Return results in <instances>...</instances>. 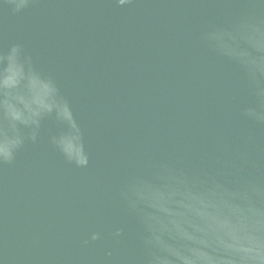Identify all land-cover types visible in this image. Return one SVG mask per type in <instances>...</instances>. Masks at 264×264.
Wrapping results in <instances>:
<instances>
[{"label":"water","instance_id":"water-1","mask_svg":"<svg viewBox=\"0 0 264 264\" xmlns=\"http://www.w3.org/2000/svg\"><path fill=\"white\" fill-rule=\"evenodd\" d=\"M242 2L34 0L19 13L0 3V54L20 45L55 82L89 158L78 167L52 143L73 131L54 114L39 128L17 124L24 143L0 164V264H144L140 226L119 199L128 178L163 159L264 163V127L241 114L255 98L200 39ZM36 102L49 103L39 83ZM0 129L12 135L2 112ZM65 147L72 151L70 137ZM92 232L102 239L91 241Z\"/></svg>","mask_w":264,"mask_h":264},{"label":"clouds","instance_id":"clouds-1","mask_svg":"<svg viewBox=\"0 0 264 264\" xmlns=\"http://www.w3.org/2000/svg\"><path fill=\"white\" fill-rule=\"evenodd\" d=\"M33 2L0 0L14 13ZM114 3L125 6L133 0ZM200 39L213 55L241 72L255 98L241 114L264 127V0H243L225 23L208 27ZM21 54L18 44L6 56L0 54V112L12 131L8 135L0 129V164L11 163L24 143L17 124L39 128L41 119L54 114L73 131L53 137L52 143L69 162L86 167L89 158L69 103L55 82ZM37 83L46 90L47 105L36 102ZM69 137L72 151L65 147ZM29 138L36 141L35 131ZM119 199L140 226L144 264H264V163L191 167L163 159L147 176L128 178ZM123 233L117 228L111 237L118 240ZM101 239L102 233H91V241Z\"/></svg>","mask_w":264,"mask_h":264}]
</instances>
